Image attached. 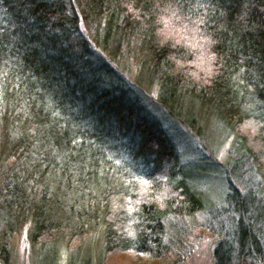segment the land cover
<instances>
[{
    "label": "trees",
    "instance_id": "obj_1",
    "mask_svg": "<svg viewBox=\"0 0 264 264\" xmlns=\"http://www.w3.org/2000/svg\"><path fill=\"white\" fill-rule=\"evenodd\" d=\"M164 120L210 121L224 159ZM25 224L141 264L204 230L214 264H264V0H0V260Z\"/></svg>",
    "mask_w": 264,
    "mask_h": 264
},
{
    "label": "rangeland",
    "instance_id": "obj_2",
    "mask_svg": "<svg viewBox=\"0 0 264 264\" xmlns=\"http://www.w3.org/2000/svg\"><path fill=\"white\" fill-rule=\"evenodd\" d=\"M128 65L133 68L135 57H128ZM133 72V70H132ZM147 99L153 104L154 89L147 91ZM155 116L162 119L159 111L153 112ZM163 127L168 134L175 138L177 147L182 154L183 160L194 161L205 153L207 156L218 161L224 159L227 143L219 130L213 128L210 121H202L201 138H194L185 131L183 126L172 125L167 120L163 121ZM172 125V126H171ZM251 138L253 134H247ZM224 142H221L223 141ZM208 146V148H206ZM205 148V150H203ZM209 149V150H207ZM211 149V150H210ZM203 184V183H201ZM207 186V185H206ZM206 188V187H205ZM30 224H25L10 234L8 240L9 258L7 261L0 260V264H141L133 252H116L113 255L101 257L103 248L101 245L102 231L100 228L84 233L77 240L58 238L47 246H42L41 241L31 240ZM172 251L171 259L165 264H214L213 251L215 241L212 236L204 230H171ZM264 241V239H263ZM240 264H261V262L243 261Z\"/></svg>",
    "mask_w": 264,
    "mask_h": 264
}]
</instances>
